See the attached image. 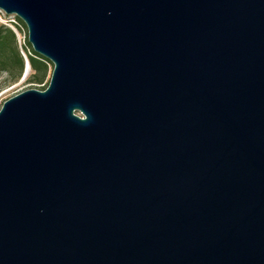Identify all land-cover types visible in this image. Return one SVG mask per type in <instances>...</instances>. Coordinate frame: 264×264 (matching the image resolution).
<instances>
[{
	"label": "water",
	"instance_id": "water-1",
	"mask_svg": "<svg viewBox=\"0 0 264 264\" xmlns=\"http://www.w3.org/2000/svg\"><path fill=\"white\" fill-rule=\"evenodd\" d=\"M0 9L54 65L0 109V264H264V0Z\"/></svg>",
	"mask_w": 264,
	"mask_h": 264
},
{
	"label": "trees",
	"instance_id": "trees-1",
	"mask_svg": "<svg viewBox=\"0 0 264 264\" xmlns=\"http://www.w3.org/2000/svg\"><path fill=\"white\" fill-rule=\"evenodd\" d=\"M14 19L17 21L14 25L20 33L27 29L22 19L18 16H15ZM25 36L26 43L33 53L28 54V60L32 71L28 76V80L43 82L48 75L52 62L33 49L28 40V33L25 32ZM26 64L27 60L19 47L17 32L11 26L0 24V72H5L9 76V83H15L23 77Z\"/></svg>",
	"mask_w": 264,
	"mask_h": 264
},
{
	"label": "rangeland",
	"instance_id": "rangeland-1",
	"mask_svg": "<svg viewBox=\"0 0 264 264\" xmlns=\"http://www.w3.org/2000/svg\"><path fill=\"white\" fill-rule=\"evenodd\" d=\"M12 17H14V16H12V15L3 16V14H2V18H0V24L8 25L5 23V20L12 18ZM25 32L28 33V30L26 29V30H23L22 33H20V32L19 33L21 36H23L25 34ZM53 68H54V65L52 63V64H50V69H49L48 75L43 80V82L28 80V76L32 72L31 70H30V73L27 76V78H25V79L21 78L19 81L15 82V83H9L10 82L9 76L5 72H0V109L3 105V103L7 99H9L10 97H12V96L24 91V90H27L30 88H37V89L46 88L50 82Z\"/></svg>",
	"mask_w": 264,
	"mask_h": 264
},
{
	"label": "built area",
	"instance_id": "built-area-1",
	"mask_svg": "<svg viewBox=\"0 0 264 264\" xmlns=\"http://www.w3.org/2000/svg\"><path fill=\"white\" fill-rule=\"evenodd\" d=\"M2 14H3V16H7V14L3 10L0 9V18H2ZM12 16H14V15H12ZM14 17L9 18V19H6V20L4 19V20H5V23L6 24H8L9 26H11L17 32L18 40H19V46L21 48L20 50H21L22 54L24 55V57L26 59H28V54H33V53L31 51V48L26 43V36H25V34L23 36H21L20 33H19V31L15 27L14 23H17V21L14 19Z\"/></svg>",
	"mask_w": 264,
	"mask_h": 264
}]
</instances>
